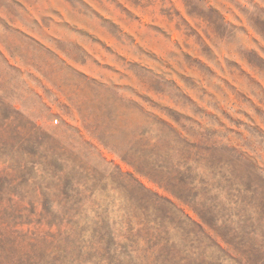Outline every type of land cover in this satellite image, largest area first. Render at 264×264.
Instances as JSON below:
<instances>
[{
  "label": "rangeland",
  "instance_id": "374dc122",
  "mask_svg": "<svg viewBox=\"0 0 264 264\" xmlns=\"http://www.w3.org/2000/svg\"><path fill=\"white\" fill-rule=\"evenodd\" d=\"M0 264H264V0H0Z\"/></svg>",
  "mask_w": 264,
  "mask_h": 264
}]
</instances>
